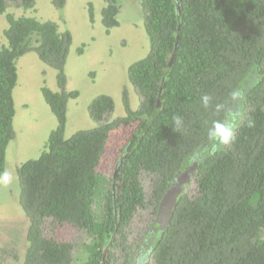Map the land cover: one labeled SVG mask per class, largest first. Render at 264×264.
<instances>
[{
    "label": "trees",
    "instance_id": "1",
    "mask_svg": "<svg viewBox=\"0 0 264 264\" xmlns=\"http://www.w3.org/2000/svg\"><path fill=\"white\" fill-rule=\"evenodd\" d=\"M36 1L0 0V15L10 2L28 9ZM53 2L58 8L66 4ZM105 2L102 22L110 32L120 23V4ZM142 8L150 46L128 68L141 98L139 108L132 109L124 93L126 114L109 118L114 99L100 94L90 104L97 125L70 137L65 136L68 102L79 96L78 90L66 89L72 32L61 31L55 21L8 14L7 43L0 48V172L6 170L15 136L17 59L37 51L57 70L60 86L59 91L41 88L57 118L56 128L41 154L17 168L21 204L30 219L23 264H75L73 243L44 235L47 218L86 232L81 264H131L135 245L129 243L128 227L148 202L145 179L152 184L149 202L155 214L176 174L194 163L197 193L186 188L167 229L154 233L158 224L153 220L146 233L152 238V263L264 264V0H142ZM93 10L91 4V19ZM233 90L244 92L235 103V108L241 104V117L234 141L194 161L193 154L210 144L211 122L232 111ZM205 94L212 97L208 109L201 104ZM218 103L225 106L221 112L215 110ZM175 116L183 120L179 130ZM132 124L136 126L120 151L119 160L126 158L117 179L114 173L105 176L98 167L111 131Z\"/></svg>",
    "mask_w": 264,
    "mask_h": 264
},
{
    "label": "rangeland",
    "instance_id": "2",
    "mask_svg": "<svg viewBox=\"0 0 264 264\" xmlns=\"http://www.w3.org/2000/svg\"><path fill=\"white\" fill-rule=\"evenodd\" d=\"M91 4L94 19L90 16ZM105 4V0H66L65 6L58 8L53 0H37L32 8L26 9L10 2L7 10L0 15V48L7 43L5 29L9 26L8 14L55 21L61 31L68 29L72 32L73 40L65 65L66 89L78 90L79 96L68 102L66 137L97 125L90 115V104L100 94H108L114 99V110L109 115L112 119L126 114L124 93L132 109L140 106L141 98L129 80L128 68L131 63L145 56L150 46L142 0H119L120 23L110 32L106 31L102 22V8ZM17 66L18 82L14 88L15 136L8 146L6 157V170L12 173L13 181L8 185L0 184V264L24 262L30 219L21 204L17 168L22 162L41 154L51 131L58 123L41 90L43 85L55 91L60 90L57 70L46 64L35 50L20 56ZM231 102L230 109L239 112L241 104L238 103L235 108L236 104ZM135 126L124 125L111 131L106 152L98 167L105 176L113 175L121 148ZM145 183L148 186V202L146 206L138 208L128 227L129 243L133 245L142 240L156 218L153 205L149 202L152 184L148 178ZM186 188L190 194L197 193L194 177ZM101 203L97 204V213L102 212ZM43 233L49 238L73 243L75 264H81L84 255L82 245L87 239L83 229L47 218L43 224ZM147 264H153L150 257Z\"/></svg>",
    "mask_w": 264,
    "mask_h": 264
},
{
    "label": "clouds",
    "instance_id": "3",
    "mask_svg": "<svg viewBox=\"0 0 264 264\" xmlns=\"http://www.w3.org/2000/svg\"><path fill=\"white\" fill-rule=\"evenodd\" d=\"M254 81H249L250 86H254ZM244 92L242 90H233L231 93V99L234 103L242 100ZM201 104L205 109L212 106V97L205 94L201 97ZM224 104H216L215 110L217 112L223 111ZM240 118V113L236 111H228L227 115L223 119L213 120L211 125L207 129V138L210 142L208 147L203 148L201 151L195 152L192 159L199 160L206 156L214 155L221 148L230 145L236 137L237 121ZM173 122L176 126L175 130H179L183 127V120L179 116L173 117ZM249 126H252V122L249 121ZM13 181V175L9 171L5 170L0 172V184L8 185Z\"/></svg>",
    "mask_w": 264,
    "mask_h": 264
},
{
    "label": "water",
    "instance_id": "4",
    "mask_svg": "<svg viewBox=\"0 0 264 264\" xmlns=\"http://www.w3.org/2000/svg\"><path fill=\"white\" fill-rule=\"evenodd\" d=\"M178 9H180V6H178ZM175 48L177 49V44ZM125 158H126L125 155L122 158H120L114 172V179H117L119 171L121 169V166ZM195 169H196V163L188 167L186 170L178 172L176 174V177L172 185L164 193L159 203L155 218L158 227L154 229L155 231H158V229L160 231H165L167 227L170 225L173 218L174 209L177 206L178 196L186 189L187 185L192 181ZM113 190L114 192L116 191L115 185L113 186ZM115 196L116 193L114 194V199ZM115 205H116V201H115ZM104 260H106L105 252H104Z\"/></svg>",
    "mask_w": 264,
    "mask_h": 264
},
{
    "label": "flooded vegetation",
    "instance_id": "5",
    "mask_svg": "<svg viewBox=\"0 0 264 264\" xmlns=\"http://www.w3.org/2000/svg\"><path fill=\"white\" fill-rule=\"evenodd\" d=\"M157 227H154L153 230ZM158 232H160L159 229L158 231L154 230V233H158ZM115 236H116V232L114 236L112 237V240L115 239ZM145 237H146L145 239L142 238V240L136 243L135 246L133 247L134 254H133V260L131 261V264H147V261L149 260V257H150V251H151L150 243L152 242V238L148 236L147 234L145 235ZM143 248H145V250ZM106 252H107V247L105 248V253Z\"/></svg>",
    "mask_w": 264,
    "mask_h": 264
}]
</instances>
